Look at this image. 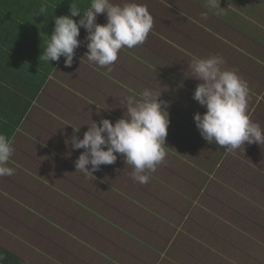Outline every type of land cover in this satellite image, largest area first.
Here are the masks:
<instances>
[{
    "label": "rangeland",
    "instance_id": "obj_1",
    "mask_svg": "<svg viewBox=\"0 0 264 264\" xmlns=\"http://www.w3.org/2000/svg\"><path fill=\"white\" fill-rule=\"evenodd\" d=\"M111 2L146 6L153 27L105 67L85 56L82 31L71 67L63 58L51 76L36 105L41 115L30 114L23 139H13L14 174L0 176V223L19 218L5 223L9 246L31 264H264V144L226 149L201 137L193 116L206 109L192 98L200 81L190 68L195 58L222 57L221 67L247 82V114L264 129V0H218L215 10L206 0ZM145 89L161 91L170 120L166 156L146 171L148 182L132 178L121 154L93 173L76 170L83 149L68 142L73 128L83 138L93 121L127 117L119 101L140 100ZM19 202L35 214H11ZM120 248L119 261L98 258Z\"/></svg>",
    "mask_w": 264,
    "mask_h": 264
},
{
    "label": "clouds",
    "instance_id": "obj_2",
    "mask_svg": "<svg viewBox=\"0 0 264 264\" xmlns=\"http://www.w3.org/2000/svg\"><path fill=\"white\" fill-rule=\"evenodd\" d=\"M207 7L215 10L218 0H206ZM220 7V4H219ZM221 8V7H220ZM46 11L44 7L38 14ZM106 14V23H97V15ZM79 16V20L73 17ZM153 27V17L147 7L135 2L114 4L111 0H91L90 6L80 11L71 5L70 15L54 17V28L39 57L50 63L64 57L66 67H71L75 50L80 46V29L86 31L89 62L105 67L118 59L119 51L141 45ZM222 57L212 55L193 59L190 68L197 84L193 99L206 111L193 116L201 137L209 144L216 143L226 149H238L245 142L264 144V129L251 121L247 114L249 87L235 70L222 68ZM160 92L145 89L142 99H122L126 109L122 118L113 123L102 118L93 121L80 138V128H73L68 141L72 149H83L75 161L76 170L95 172L101 165H112L117 154L124 157L126 165L134 169L132 178L145 184L146 171H155L166 153L165 140L170 124L168 103L159 99ZM11 137L0 133V176H11L14 169L7 166L14 149ZM91 166L89 169L88 166Z\"/></svg>",
    "mask_w": 264,
    "mask_h": 264
},
{
    "label": "trees",
    "instance_id": "obj_3",
    "mask_svg": "<svg viewBox=\"0 0 264 264\" xmlns=\"http://www.w3.org/2000/svg\"><path fill=\"white\" fill-rule=\"evenodd\" d=\"M91 0H0V133L12 137L21 122L30 111L46 78L59 61L50 63L40 60L47 35L52 34L54 17L70 15L71 5L80 11L90 6ZM44 7L42 14L39 9ZM79 16L73 17L79 20ZM20 50L21 54L14 57ZM18 54V53H17ZM13 55V56H12ZM18 60L15 67L23 81L22 90L27 95L26 101H17V93L9 86L17 81V71L12 61ZM50 67V68H49ZM16 72V73H15ZM47 74V76H46ZM46 76V77H45ZM1 264H31L0 248Z\"/></svg>",
    "mask_w": 264,
    "mask_h": 264
},
{
    "label": "crops",
    "instance_id": "obj_4",
    "mask_svg": "<svg viewBox=\"0 0 264 264\" xmlns=\"http://www.w3.org/2000/svg\"><path fill=\"white\" fill-rule=\"evenodd\" d=\"M82 31H85V30H84L83 28H81V29H80V33H81ZM17 53H18V54H17ZM17 53H16V54H15V53L13 54L14 57H18V56H20L21 51L18 50ZM13 55H12V56H13ZM10 58H11V59H10ZM63 58H64V57H62L61 60L58 62V64L54 66L52 72H51V73L48 75V77L46 78L45 83L43 84V86H42V88H41V91L39 92L37 98L35 99V101H34L32 107H31L30 111L27 113L26 117H24V121L21 122V124H20V126L18 127L17 131H16V132L14 133V135L11 137L12 140H13L14 138L16 139V137H18V136H22V139H23V135H20V133H21V134H25V133H26V129L24 128V131H22L20 128H22L23 125L26 123V121H27V119L29 118L30 114H34V111L38 109V116L41 115V110H39V108L36 107L37 102H38V99L43 95V92H44L45 87H46L47 85H50V84L52 83L51 76H53V73L56 71V69L58 68L59 64H60L61 61L63 60ZM7 59H10V61L13 62V63H12V67L14 68L15 71H17L15 65H16V63H17L18 60H16V61L13 60V58H12L11 56H10V57H7ZM19 72H20V63L18 62L17 81L12 82V81H11V78H9L8 80H9V86H10V88L13 87V89H14V93H17V95H16V97H17V101H18V104L21 106V101L25 102V101H26V98H27V95L25 94V91L22 90L23 86H25V85L23 84V81H21V77H20ZM46 76H47V74H46ZM46 76H45V77H46ZM61 85H62V84H60V86H61ZM55 99H57L56 96H54L53 99H52V100H53V103H56V102H57V100H55ZM82 103H86V102L83 101ZM42 108H47V107H42ZM69 108H70V109L73 108V109L79 110L81 113H83L82 110H81L80 108H78V107L75 108V106H69ZM67 109H68V108H67ZM67 109H66V110H67ZM70 113L72 114L71 116H72L73 119H70L71 116H68L67 118H64V119H63V121L65 122L66 126L71 125L72 122H73V120H74L73 114H75V113L72 112V111H71ZM36 115H37V114H36ZM36 115H35V116H36ZM27 117H28V118H27ZM83 118H84V117H83ZM25 125H26V124H25ZM24 136H25L26 138H28V135H24ZM24 139H25V138H24ZM22 142H23V140H22ZM22 144H23V143H22ZM3 179H4V178H3ZM3 179H1V180H3ZM5 195H6V193H5L3 190H1V191H0V197L5 196ZM41 209H42V208H40V213L42 212ZM25 210H26L27 212H33V214H35V212L33 211L34 209H33L32 207H27V208H26L24 202H19V207H18V208H14V209H12V210H11V214H16V215H17V214H19V213L24 212ZM27 212H26V215L28 214ZM43 212H44V211H43ZM40 213H39V214H40ZM26 215H25V216H26ZM25 216H22V218L25 217ZM23 219H24V218H23ZM8 221H9V223H14V222L17 223V226L19 225V222H18V221H19V218L12 219V218H9V217H8L7 220H4V222L7 223V225H8ZM5 223H4V227L2 226V225H3L2 222L0 223V248L9 251L10 253H12L13 255L17 256L18 258H21L20 256H18V253H17L16 251H14L13 249H11V247L9 246V245H11V243H10L9 238H8V233H6ZM57 231H58V232H61V233H64L63 230H57ZM35 234L39 236L36 240H47V237H46L45 235H42L41 232H37V233H35ZM35 234H34V235H35ZM18 236H23V235L18 234ZM3 240H5V243H4ZM15 240H18V241H20V242L23 243V241H22L20 238H16V237H15ZM1 242H2V243H1ZM119 242H121V241H119ZM111 249H113V252H112V253H116V252H115V251H116V246H112ZM122 252H123V250H122L121 248H120V250L118 251L117 254H113V255H110V254H112V253H108V252L103 253V252H102V254H104V255H103V256H99L98 258L100 259V257H102V260H103V259L106 257L105 254H108V257H109L110 259H112V260H116V261H119V258L122 257V256H121ZM21 259H23L24 261L28 262L25 258H21ZM106 259H107V263H108V264H115V262L109 260L107 257H106ZM0 264H1V263H0Z\"/></svg>",
    "mask_w": 264,
    "mask_h": 264
}]
</instances>
